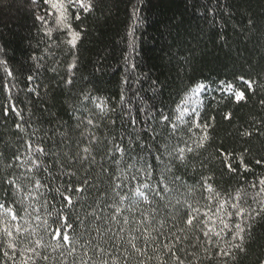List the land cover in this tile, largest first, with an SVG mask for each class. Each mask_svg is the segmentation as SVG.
I'll return each instance as SVG.
<instances>
[{"label":"trees","instance_id":"16d2710c","mask_svg":"<svg viewBox=\"0 0 264 264\" xmlns=\"http://www.w3.org/2000/svg\"><path fill=\"white\" fill-rule=\"evenodd\" d=\"M85 3L91 5L87 12L66 4L67 24L80 33L75 49L67 44L68 29L58 22L50 3L44 0L0 3V202L24 215L27 201L21 203L22 193L16 194L4 181L6 177L19 178L23 188L30 187L25 178L30 161L22 168L6 167L13 162L14 155L23 154L22 159L27 155L28 143H39L64 159L62 153L69 150L70 140L72 153L80 151L84 155L83 147L89 146L86 130L94 132L101 141L92 145L96 164L87 173L78 163H66L65 170L74 175H63L54 163L55 156L43 158L53 174L51 179L46 173L37 174L49 184L45 190L48 205L60 206L61 197L54 187L66 190L69 183L75 186L87 176L102 187L73 193L77 200L75 207L82 215V206H95L98 192L108 188L107 178L100 174L101 163L113 140L130 149L128 157L138 154L148 165H157L153 168L154 183L163 171L156 157L165 151L164 145L170 151L184 146L183 141L192 144L197 134L203 135L200 129L188 132L194 118L191 110L195 108L202 123L211 121L210 139L204 149L190 154L186 167L172 162L173 173L182 178L172 185L173 212L179 210L183 217L189 210L187 204H175L177 198L187 200L201 212L208 211L205 208L208 201L203 199L208 193L201 185L202 177L211 176L208 183L220 200H230L219 215L230 229L234 228L239 218L228 215L233 211L229 194L235 196L238 190H246L249 197L243 206L255 207L250 198L254 191L251 186L258 190L259 181L264 179V163H257L264 161V106L260 104L264 99V0H85ZM70 65H74L71 71ZM239 76L255 80L260 86L255 94L247 93V102L237 104L220 93L218 86L220 81H230L245 89L237 79ZM68 80L72 83L68 84ZM200 84L207 90L197 96L195 90ZM85 94L90 97L87 101L83 100ZM91 98L96 103L103 102L107 113L104 119L99 118V110ZM13 103L19 116L11 111ZM6 107L8 115L4 114ZM228 113L230 121L224 119ZM161 115L170 117L177 126L171 138L172 128L170 124H161ZM88 117L99 127L90 129L86 123L77 127L78 118ZM17 124L23 132L17 129ZM245 130L252 135L242 137L240 133ZM141 144L151 151H141ZM218 150L231 154L235 172H228L221 160L216 159ZM112 168L115 171L114 165ZM172 175L165 174L169 179ZM186 186L195 188L192 195H187ZM209 207L216 211L215 201ZM37 209L43 219L45 209L39 204ZM71 217L76 224V212ZM57 219L55 215L49 217V233L57 227L54 222ZM15 223L24 225L23 220ZM29 223L34 227L39 222ZM215 227L217 230L223 227L219 219ZM251 227L252 237L245 243V253H238L235 260L217 257L203 264H264V219ZM40 235L55 243L44 233L43 226ZM222 235L229 238L228 230ZM3 239L0 236V249ZM197 239H203V234L192 235L193 242ZM0 264L13 262L5 260L0 251ZM37 264L45 262L38 260ZM47 264L58 261L50 260Z\"/></svg>","mask_w":264,"mask_h":264},{"label":"snow or ice","instance_id":"6c2138e0","mask_svg":"<svg viewBox=\"0 0 264 264\" xmlns=\"http://www.w3.org/2000/svg\"><path fill=\"white\" fill-rule=\"evenodd\" d=\"M2 2L3 0H0V3ZM44 2L50 3L51 8L57 13L58 22L68 29L69 38L66 42L70 48L75 49L80 33L72 31L67 24L68 7L66 4L72 8L83 9L85 12L90 10L91 5L86 4L85 0H44ZM76 18L79 19V16L77 15ZM73 67L74 65H70L69 70L71 71ZM31 79L30 76L29 82ZM237 79L246 86L245 89L238 88L230 81H220L218 91L229 97L232 102L239 104L247 102V93L251 91L255 94L256 88L260 85L257 81L244 76H239ZM67 83L71 84L72 81L68 80ZM206 90V86L200 84L195 92L201 95ZM89 99V95L85 94L83 100ZM91 99L95 108L99 110V118L104 119L107 113L103 102L96 103L94 98ZM260 104L264 106V99L260 100ZM10 107L12 112L17 116L20 115L15 103ZM82 107H84L83 104ZM8 111L6 107L4 114L8 115ZM184 111L187 112V109ZM191 114L194 118L188 132L200 129L203 135L197 134L192 144L183 141L184 146H177L170 151L168 145H164L165 151L156 157L163 171L161 178L155 180L154 183L153 168L157 165H148L147 161H144L143 157L138 154L128 157L130 149H126L114 140L111 141L112 146L106 149V154L102 157L100 173L107 178L108 188L98 192L95 206L81 207L82 215L75 207L77 200H74L73 193H84L90 188L100 189L102 185L92 183L85 176L82 183L75 186L69 183L66 190L54 187L53 190L61 197L60 206L57 207L54 204L48 205L45 190L49 188V184L37 174L43 172L47 174L48 179L53 178L52 167L45 164L43 160L49 155L56 157L54 163L58 165L63 175H74L73 172L65 170L66 163L68 165L78 163L87 173L91 166L96 164L92 145L100 144V138L94 132L86 130L89 146L83 147L84 155H81L80 151L73 154L69 140V150L62 153L64 159L60 158V153H50L39 143H28L27 155L22 159L23 154L18 153L14 155L13 162L6 165L7 168H22L30 161L25 173L30 187L23 188L19 183V178H5L4 182L9 185L10 189L16 194L22 193L21 203L27 201V204L23 209L24 215L21 216L7 203L0 202V210H2L0 211V236L4 238L3 248L0 251L4 259L11 260L13 264H37L38 260H43L45 264L50 260L58 261V264H151L152 261H155V264H203V261H212L217 257H228L235 260L238 253H245V243L252 237L251 226L256 221L264 219V179L259 181L261 187L258 190H255V185L251 186L254 191L250 198L256 205L255 207L249 205L245 209L243 206L247 203L246 198L249 197L246 190H238L235 196L229 194L233 211L228 215L239 218L234 222V228L230 229L229 224L224 222V218L219 215L225 210L230 200H220L213 185L208 183L212 179L211 176L202 177L204 182L201 185L203 191L208 193L203 197L208 201L205 205L208 211L201 212L187 200L181 201L177 198L175 204H187L189 210L184 213L183 217L180 216L179 210L173 212L175 205L172 204V194L175 189L172 185L181 181L182 178L173 173L175 165L172 162L176 161L186 167L190 154L204 149L210 139L208 130L212 127L211 121L202 123L200 113L195 108L191 110ZM78 119L77 127L84 123L90 129L99 127L92 117ZM180 119L183 120V116ZM211 119L214 120V117ZM224 119L230 121L231 114H225ZM160 122L165 126L170 124L172 128V132L169 133L170 138L175 135L177 126L170 121V117L161 115ZM16 127L19 131H24L21 125L17 124ZM61 135L64 134L61 133ZM240 135L249 137L252 133L245 130ZM61 144L63 145L64 141ZM140 148L141 151H151L143 144ZM157 151L159 152V149ZM218 151L220 154L216 159L221 160V164L228 172H235L236 169L232 166L230 159L231 154L227 151ZM165 159L167 163L164 162ZM241 162L243 163L242 158ZM257 163H264V161L257 160ZM122 164H126V167H122ZM112 165L115 166V171ZM244 167L247 170V166ZM166 173L173 175L169 179L166 178ZM186 187L188 188L187 195H192L195 188ZM41 200H43L42 203ZM213 201L216 204V211H212L209 207ZM38 204L45 209L46 215L43 219L38 212ZM49 207L51 211L48 210ZM164 209L168 211L165 212ZM73 212L77 214L76 224L72 223L71 213ZM53 215L58 217L54 221L57 227L49 233V217ZM216 219H219L223 225L219 230L215 227ZM18 220H23L24 225L27 226L15 223ZM30 220L39 223L33 227L29 223ZM41 226H43L44 233L50 235L55 243L45 241V237L40 235ZM68 229L72 231L69 232ZM225 230H228L229 238L222 235ZM93 232L95 235H92ZM195 233H202L203 239L193 242L192 235ZM82 238L83 242H81ZM221 241H223V247H221ZM41 249L45 251L42 253ZM48 249H51V252H48ZM200 250L203 251V256Z\"/></svg>","mask_w":264,"mask_h":264},{"label":"rangeland","instance_id":"374dc122","mask_svg":"<svg viewBox=\"0 0 264 264\" xmlns=\"http://www.w3.org/2000/svg\"><path fill=\"white\" fill-rule=\"evenodd\" d=\"M197 96H198V95H197ZM197 96H196V97H197ZM197 98H198V97H197Z\"/></svg>","mask_w":264,"mask_h":264}]
</instances>
